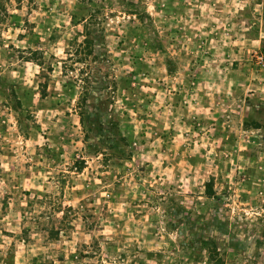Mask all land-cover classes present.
<instances>
[{
    "label": "rangeland",
    "instance_id": "374dc122",
    "mask_svg": "<svg viewBox=\"0 0 264 264\" xmlns=\"http://www.w3.org/2000/svg\"><path fill=\"white\" fill-rule=\"evenodd\" d=\"M0 18V264H264V0Z\"/></svg>",
    "mask_w": 264,
    "mask_h": 264
},
{
    "label": "trees",
    "instance_id": "16d2710c",
    "mask_svg": "<svg viewBox=\"0 0 264 264\" xmlns=\"http://www.w3.org/2000/svg\"><path fill=\"white\" fill-rule=\"evenodd\" d=\"M5 14H6V11H5L4 15ZM71 17H72V15H71ZM0 20H1V18H0ZM79 163H82V162H79ZM78 168L81 169V165L80 166L78 165ZM204 193L207 196H209V197L217 198V196H215V194L213 192L211 180H209V181L204 183ZM199 242H200V246L198 248H196V250L199 249V248L201 249V247L204 248V244L203 243H205V242L203 240H200ZM193 252L194 251H192V250L188 252L189 253L188 255L190 256V258L192 256ZM205 259H207V264H211L212 260L215 262L214 264L219 263L220 258L218 257V253L216 252L215 245L212 246V249H210V250L207 248V256H206ZM5 264H12L11 259H7Z\"/></svg>",
    "mask_w": 264,
    "mask_h": 264
},
{
    "label": "built area",
    "instance_id": "2783aa9c",
    "mask_svg": "<svg viewBox=\"0 0 264 264\" xmlns=\"http://www.w3.org/2000/svg\"><path fill=\"white\" fill-rule=\"evenodd\" d=\"M255 59H256V63L258 65H264V53H260V54L256 55Z\"/></svg>",
    "mask_w": 264,
    "mask_h": 264
}]
</instances>
